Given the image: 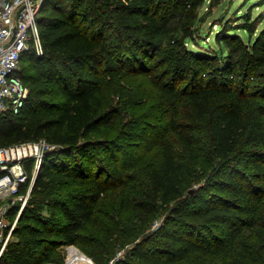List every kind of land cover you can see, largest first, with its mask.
Listing matches in <instances>:
<instances>
[{
  "label": "trees",
  "instance_id": "obj_1",
  "mask_svg": "<svg viewBox=\"0 0 264 264\" xmlns=\"http://www.w3.org/2000/svg\"><path fill=\"white\" fill-rule=\"evenodd\" d=\"M206 1L43 5V54L30 50L20 60L28 94L17 113L0 114V147L45 141L55 150L42 159L0 264H63L59 250L70 245L105 264L140 234L155 245L143 251L145 241L137 243L135 264H264V27L247 44L229 33L236 45L219 56L224 64L212 77L213 56L184 45ZM169 18L181 37L162 48L161 20ZM241 19L239 28L255 34L256 19ZM229 67L234 73L225 76ZM138 78L154 88L158 109L172 107L165 127L150 120V106L136 116L140 131L130 125L132 143L153 157L136 178L128 170L139 158L125 167L115 148L132 143L102 132L117 108L144 106ZM201 136L211 170L200 162ZM243 161L246 172L235 165ZM32 168L27 161L29 177ZM203 178L207 187L190 192Z\"/></svg>",
  "mask_w": 264,
  "mask_h": 264
},
{
  "label": "rangeland",
  "instance_id": "obj_2",
  "mask_svg": "<svg viewBox=\"0 0 264 264\" xmlns=\"http://www.w3.org/2000/svg\"><path fill=\"white\" fill-rule=\"evenodd\" d=\"M46 3H47V0H44L43 4H46ZM247 14L251 15V19L253 18L256 19L254 23V29L256 32L255 34L253 33L252 35H250L249 32L244 31L239 28V25H241V23L243 22V20L241 19V16L242 15L244 16ZM161 19H165V18H161ZM175 22L176 21L174 20L172 21L171 18H169V20L166 22H163L161 20V23L166 26V28L164 29V34L161 35V37L158 39V44L162 45V48H164L165 46L168 47V41H171L172 37L174 36L181 37L180 33L178 32L179 23H175ZM194 23L195 24L193 25L194 26L193 28L195 32H194L193 38L192 40L186 41L184 45L187 50L190 49L200 54H204V55L209 54L213 56V58H211L212 60H209V63H207L206 66L209 69V70L207 69L208 70L207 72L208 73L210 72L209 75L214 77L216 74L219 73L218 71H219V68L221 67L220 65L224 64L222 63V60L221 62L218 61L219 56H221L222 53H224V50L230 51L229 49L232 47H235L236 45L235 44L236 39H231V37L227 35H229V33L233 35H238V37L243 40L244 44H247L264 27V0H207L202 5V7L199 9ZM220 24H223V25L219 27ZM232 30H235V31L231 32ZM225 33H228V34H225ZM219 39L222 40V43L219 42ZM110 40H113V38H111ZM154 53H156V55H159L157 54V50H154ZM238 54L239 53H236L235 55H238ZM236 69L238 72L240 71L238 68ZM18 70H19V76H21L20 64H19ZM207 72L206 74H208ZM230 72L234 73V68L229 67V71H227L226 73L224 72V75L227 76L226 74H230ZM144 79L145 78H138L136 80V83L139 84L138 86V88H140L139 95H141L142 97L141 98L143 100L142 105L144 106L117 108L118 110L116 111L114 118H112V121L103 129L102 135L104 137H107L113 140L119 139L122 141H124V138H125L126 143H132V140L129 136V134L131 133V131H129V127L130 125H134L133 131H136V132L140 131L141 126H139L136 123L137 122L136 116H138V114H140L143 110L145 111L146 108L149 106L152 107V109L150 108L151 113H152V117L150 118V120L155 123H160V125L164 126V123L167 121L168 113H170V109L172 106L168 108L165 106L162 109L160 108L158 109L156 106L157 104L155 102V98H154L155 90ZM198 139H199V147L201 148L200 162L205 164L204 166L206 169L211 170L210 169L211 168L210 166V157H211L210 155L211 154L208 148V143L203 136H201ZM122 146H124V144H122ZM115 148H116L117 158L119 159V161L124 163L125 167L131 166V162L129 161H132L133 156H136L139 158V160L133 161L134 168H130L128 170V174H131L133 175V177H136V178L139 175H141V169L147 166L148 161L151 162L153 160L152 154L145 152L142 146L138 144H133V143L131 145L127 144V146L126 147L124 146V148L122 149H120L119 146H115ZM54 150H55L54 147H45V149H43V152H44L43 158L45 157L46 154L53 152ZM238 157L242 159L244 155L238 154ZM244 161L246 162L247 160L244 159ZM244 161L242 162L243 165L239 166L237 163L235 165H237V167H240L241 171L246 172L247 171L246 168L249 166L248 165L245 166L246 163ZM34 162H35L34 168L38 167L39 162L35 160ZM213 180L214 179L212 178L211 182ZM208 181L205 178H203L200 183L194 184L190 188L189 191L194 192V191L200 190V188L202 187L206 188L209 183ZM209 189H211V187ZM26 192H27V188L25 191H23V189L22 191L20 190V193L22 195L26 194ZM44 215H47V213H44ZM165 216H166V213L164 212L159 216L157 222L152 226L151 229H149V231H152L151 233H153L163 223ZM14 218H15V215L11 213V215L9 216V220L11 221ZM146 233H149L148 230L143 235H145ZM141 237H142V234H140V237L138 236L137 240L134 243H129L126 246H124V248L116 249L115 255L110 258V260L111 259L114 260V258L118 257L117 259L114 260L113 264H135L136 262L133 259L135 252L132 253V249H135L136 244L144 240V238L141 239ZM15 240H16V236L14 235L12 239L10 240V242L15 241ZM154 245H155L154 240L147 239L144 243H142L139 246L138 250L151 251L152 249H154L153 248ZM59 251H60V254H62V258L64 259V247H61ZM130 257H132L133 261L129 262L127 261V259ZM61 262L63 263L64 260H62ZM56 263L59 264V262H56ZM93 264H95L94 261H93ZM180 264H184V263H180Z\"/></svg>",
  "mask_w": 264,
  "mask_h": 264
},
{
  "label": "built area",
  "instance_id": "obj_3",
  "mask_svg": "<svg viewBox=\"0 0 264 264\" xmlns=\"http://www.w3.org/2000/svg\"><path fill=\"white\" fill-rule=\"evenodd\" d=\"M43 3L44 0H0V114L17 113L27 97L28 89L17 71L26 52L43 54L40 38ZM45 147L53 146L37 141L0 147V256L27 203ZM34 160L39 162L38 167L34 168ZM27 161L33 162L30 177L25 169ZM27 182V192L22 195L20 190ZM16 206L15 218L10 221V211ZM77 257L83 261L80 263ZM114 260L105 264H113ZM63 264H93V261L70 245L64 246Z\"/></svg>",
  "mask_w": 264,
  "mask_h": 264
},
{
  "label": "bare ground",
  "instance_id": "obj_4",
  "mask_svg": "<svg viewBox=\"0 0 264 264\" xmlns=\"http://www.w3.org/2000/svg\"><path fill=\"white\" fill-rule=\"evenodd\" d=\"M81 257H77L78 261L81 263L83 259H80Z\"/></svg>",
  "mask_w": 264,
  "mask_h": 264
}]
</instances>
